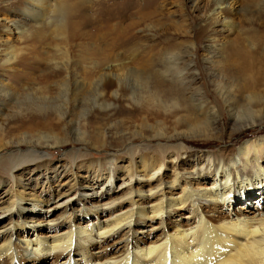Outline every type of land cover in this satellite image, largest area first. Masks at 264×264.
<instances>
[{"label": "bare ground", "instance_id": "bare-ground-1", "mask_svg": "<svg viewBox=\"0 0 264 264\" xmlns=\"http://www.w3.org/2000/svg\"><path fill=\"white\" fill-rule=\"evenodd\" d=\"M229 1L216 0V10L205 20L204 24L207 28L200 30L198 36L201 40L213 39L216 43L213 44V47L222 48L219 56L222 58L220 72H222L225 80L222 84H216V91L223 102V107L230 115L231 132H242L248 128L264 125V36L258 37L256 33L251 38L239 35V37L236 36V39L234 38V40L227 43L221 39L219 33L222 30L219 29L221 28L220 22L223 19L220 20V18L224 16ZM27 2L31 7L32 5L35 6L37 10L34 8L26 9L22 13L23 18L20 21L12 22L11 26L5 29V32L11 33L14 31L17 32L16 34L21 35L26 32L24 27L27 25V19L33 22L43 18L49 21L51 19L52 22L57 21V24L55 23L56 31L59 35H63V43L68 44L70 36L78 33L80 29L79 21L76 18L81 19L82 22L80 23H83L85 17L87 19L91 18V15L88 14L91 8L87 0H55L51 4L49 0H27ZM110 2L112 1L110 0ZM253 2L262 11L264 10V0H254ZM126 3L125 6H128V2ZM146 3H141L142 8L145 9L136 12L134 21L126 18L127 16L122 18V15H120L122 20L110 18V23L104 30L100 29L102 23L98 22L97 27L100 30L98 37L102 40L106 36H108L107 38L111 36L110 46H114L121 37L127 34L130 35V33L135 34L138 27L150 25L158 15L159 10L153 13L147 12L148 4ZM125 6L124 8H126ZM120 7L122 8L121 5ZM46 10L50 11L49 17L42 14ZM128 15L131 17L132 14ZM247 20L249 26L260 28L264 33V19L250 17ZM155 21L159 24L161 20ZM50 24L51 22L48 23V25ZM215 26L219 27L214 30ZM35 27L41 31L40 25ZM33 31L29 27V31H27L28 40L30 39L33 45L44 43L46 39L43 40V33ZM77 35L81 40L88 36V34L81 31ZM90 36L96 38L92 34ZM135 38V35L131 36V39L135 40ZM98 39H96L97 44L100 41ZM131 39L130 44L127 41L123 42L128 48L127 51L131 52L130 55H132L134 49V52L138 49L139 45L138 43L132 45ZM85 44L87 46L82 49L81 54H77L79 58L77 63L72 60L73 55L76 56V52L72 51L73 49L70 50V45H68L70 46L68 49L62 48L60 50L57 48V52L53 56L46 58L51 61V69L46 73L43 83L46 81L45 83L51 84L49 83L52 82L51 79L62 77L59 82L53 83L55 84L53 85L54 91L43 88L42 96H36V92H27L18 97L8 91L5 92V89L0 87V113H4L8 122H14L16 125V127L14 126L15 132L22 133L24 130L31 129L26 134L24 132L20 134L23 139L19 140L22 141L20 144L25 143L30 151L28 150L26 154L11 153L2 165L5 169L11 171L24 163H30L21 159L26 161H30L28 158H33L32 161L42 159L41 161L45 162V155L35 152V149L61 147L60 145L65 143L66 140L64 141L61 134L56 133V131L60 128V119L65 116L62 109L65 108V101L70 93L72 96L74 94L79 95L74 96V101L76 105L83 107L85 114L88 115L93 110L98 112L111 108L112 106L106 98L107 94L110 92L112 98H117L119 89L127 82L133 83L132 89L135 88L130 94V96H133L131 99L132 104L134 102L131 111H135L139 116H142L141 125L151 130L157 139H165L164 141L167 140V142L187 140L193 136L204 137L208 140L220 139L218 137L217 126L219 120L217 116L220 115L221 107L217 102L216 105L210 106L199 93L191 92V97L185 98L186 91L192 90L191 86H194L195 80L189 79V76L193 77V75L188 72L187 67L180 66L182 65L180 55L174 54V52L170 53L163 70H154L150 64L136 63L133 65L130 64L131 62L127 63L123 59L124 57L121 58L119 55H106L99 45L95 47V44L94 47H91V43L85 42ZM31 49L29 54L32 56L29 58L32 61H41L47 55L40 52L36 47ZM22 55L23 53H16L15 49H6L4 65L15 70L14 66L18 64V59H24ZM134 57L132 56V58ZM109 59H111L110 63L118 62L115 69L108 67ZM72 86L75 87L73 94ZM85 87L87 88L86 97L83 98L81 93L85 91ZM52 92L56 93L59 98L63 96L64 101L61 103L56 99V102L51 101L52 97H49V93ZM187 100L197 108L198 115L192 112L189 107L190 104L187 105ZM13 103L14 105H12ZM12 106L13 111L8 113L5 109ZM50 107L54 109H50ZM46 112L56 113L58 116L60 115V119H51L50 116L46 115ZM166 120L167 130L171 129V126L176 130L184 127L191 133V136H183L175 131L176 134L167 137ZM150 121L152 122L151 125H149ZM4 129V127H0V130L3 131ZM163 132L166 134H163ZM29 139H37L38 142L31 144L32 141ZM50 140L52 144L49 143ZM18 145L13 146V148L20 147ZM2 148L8 149V146H0V149ZM181 149H184V147L180 146L179 150ZM158 151L160 154L165 153L163 146ZM179 153L171 161L176 167L175 170L177 169L175 176L167 181L162 177L164 162L159 163L160 159L158 160L155 157L148 158L145 156L139 157V160L134 159L130 167L126 169L123 185L127 189L124 197L132 199L133 195L138 193L140 198L143 199L146 193H149L147 197L149 199H143L141 206L134 203L126 210L116 211V203H107L110 205L108 207L111 211L107 220L74 225L68 231L59 235H48L44 240L30 238L29 236L15 238L13 234H7L0 243V264H26L27 260L36 261L44 256H53L56 260H59L64 254H68V258L61 263L54 261V264H264V215L257 213L243 215V213H239L232 216L217 217L206 210L211 205L218 208L226 200H233L235 195L233 194L234 178H241L247 171L252 172L253 176H251V179L246 178L247 182H245V179L237 180V186L240 184L264 183V167L262 166L264 139L252 140L245 146L231 152L208 153L204 159L200 158L196 163L195 158L197 157L189 155L188 159H192L193 164H201L200 167L198 166L199 169L195 166L193 170L178 169L180 168L178 164ZM41 161L38 162L41 163ZM108 162L115 163V160L111 159ZM96 172L95 177L97 178L101 171L100 173L99 170ZM200 172L205 173V175L214 173L215 184L193 187L189 180H197ZM137 173H140V177H144L146 180L140 182L138 178L134 183ZM109 174L111 175V170ZM179 177H184L189 181L188 187L183 188L182 194L173 196L170 190L179 184ZM13 178L15 180V177ZM112 179L111 176L110 182ZM165 187L169 189L171 195H164L163 189ZM160 191L162 192V199L150 201ZM61 196L58 195V197ZM24 201L23 193L20 192L10 202V205L5 207V210L8 212L16 208V213L21 215L22 209L25 208V206H22ZM182 206H189L192 215H195L196 220L193 225L191 224L192 226L178 225L173 231H170L166 223H161L160 226L167 233L150 244L134 241L131 237L129 231L132 230L135 224H139V222L146 224L156 219L163 220L165 217L175 214ZM102 208L103 206H97L95 212L98 213L103 210ZM0 210L4 211V208L1 207ZM13 221L14 219H10V228H13ZM126 229L128 231L125 234L126 239H124L126 241L125 249L119 255L110 253L109 241L117 233ZM142 232L144 231L141 230ZM93 246L97 248L91 252L90 248Z\"/></svg>", "mask_w": 264, "mask_h": 264}, {"label": "rangeland", "instance_id": "rangeland-1", "mask_svg": "<svg viewBox=\"0 0 264 264\" xmlns=\"http://www.w3.org/2000/svg\"><path fill=\"white\" fill-rule=\"evenodd\" d=\"M53 1L55 0H49V3L51 4ZM111 1L87 0L91 8L88 13L91 18L87 19L85 17L83 23H80L82 22L80 18H76L79 21L76 22L79 23L80 28L78 33L81 31L88 34V36L81 40L78 38V33H75L70 36V40L66 44L63 43V35H59L56 31L55 23L57 24V21H53V23L51 19L49 21L43 18L36 22L27 19V25L24 27L26 32L21 35L16 34L17 32L14 31L11 33L5 32V29L11 26L12 22L20 21L23 18L22 13L26 9H35L36 7L33 5L32 7L29 6L30 4H28L27 0H0V87L5 89V92L8 91L18 97L27 92H36V96H42L43 88L54 91L53 85L55 84L53 83L59 82L62 77L51 79L50 81L52 82H49L51 84L45 83L46 81L43 83L46 73L51 69V61L47 60L48 57L53 56L57 52V48L61 50L62 48L68 49L71 46L70 50L73 49L72 51L76 52V56L73 55L72 60L77 63V60H79L77 54H81L82 49L87 46L85 42L91 43L92 46L89 45L91 47H94L95 44V47L99 45L106 55H119L121 58L124 57L123 59L127 63L131 62L130 64L133 65L136 63L150 64L154 70H163L169 54L174 52V54L182 57V65L180 66L187 67L188 72L193 75V77L189 76V79L195 80L194 86H191L192 90L186 91L185 98H190L191 92L199 93L210 106L216 105L215 103L217 102L221 107L220 115L217 116L219 120L217 126L218 137L220 139L208 140L199 136H193L187 140H170L171 142L164 141L165 139H157L151 130L141 125L142 116H139L135 111H131L134 102L132 104L131 99L133 96H130V94L135 88L133 87L132 89L133 83L127 82L119 89L117 98H112L110 92L107 94L106 98L111 104V108L98 112L93 110L88 115L85 114V109L76 105L74 101L75 97L79 95L74 94L72 96L70 93L67 97L68 102L67 100L65 101V108L62 109L65 112V116L62 119L56 113L46 112V115L50 116L51 119H60V128L56 133L61 134L63 140H66L65 143L62 140L64 144L60 145L61 147L35 149V152L45 155V162L41 161L42 159L35 161H32L33 158H28L30 161L21 159L30 163H24L17 169L8 171L2 166L7 156L11 155V153L26 154L28 150L30 151L25 146V143L20 144L22 141L19 140L23 139L20 134L23 132L26 134L31 129L28 127L30 130H24L22 133L15 132L14 126L16 127V125L14 122H8L4 113H0V127L5 128L3 131L0 130V146H8V149H0V206L4 208V211L0 210V243L7 234H13L15 238L29 236L30 238H41L44 240L48 235H59L68 231L74 225L107 220L111 214L110 205L107 203H116V211L126 210L134 203L141 206L143 199H149L147 198L149 193H146L143 199L140 198L138 193H135L132 199L125 198L127 187L123 185L126 169L130 167L134 159L139 160V157H155L158 160L160 159L159 163L164 162L162 177L167 181L172 179L175 176V171H177L171 161L177 157L178 152H180L178 155L180 168L178 169L187 168L193 170L195 166L198 168L201 164H193L192 159H188L189 155L197 157L195 158L196 163L200 158L204 159L208 153L231 152L245 146L252 140L264 139V125L248 128L242 132H231L230 115L223 107V102L219 94H217L216 84H222L225 80L222 72H220V66H222L220 61L222 58L219 56L222 48L213 47V44H216L213 39L201 40L198 36L200 30L207 28L204 23L209 18V15L216 10V0ZM253 1L230 0L227 4L224 16L220 18V20L223 19L220 22L221 28L219 29L222 31L218 32L221 35V39L226 43L234 40V38L236 39V36L239 37V35L251 38L256 33L258 37L264 36L260 28H253L248 24L247 19L250 17L264 19V10L262 11L261 8L255 5L256 1ZM126 2H128L129 7L125 6ZM142 2H147V12L153 13L159 10L158 15L150 25H145L146 27L140 26L135 34L130 33V35L127 34L121 37L119 42L115 44L116 46H110L111 36L109 38L106 36L102 40L98 37L100 33L97 27L98 22L102 23L100 29L104 30L110 23V18L120 21L127 16L126 18L134 21L136 12L138 10L144 11L145 9L142 8ZM49 12L46 10L42 14L45 17H49ZM128 14H132L131 17ZM120 15H122V18H120ZM155 20H161L162 22L159 21L160 23L158 24ZM49 22H51L50 25H48ZM37 25H40L41 31L35 27ZM29 27L31 31L43 33V40L46 39L45 44L42 42L40 45H33L30 39L28 40L27 31H29ZM218 27L215 26L214 30ZM91 34L96 38L90 36ZM132 35L136 36L135 40L131 39ZM97 38L101 41L98 44ZM130 39L132 40V45L139 44L138 49L135 52L134 49L132 55H130L131 52L127 51L128 48L123 43L127 41L130 44ZM35 47L40 52L46 53L47 57L44 56L41 61L30 60L32 55L29 54L31 52L29 50ZM8 48L9 50L15 49L16 53H23L24 59H18V64L14 66L15 70L11 67H6L3 62L5 50ZM132 56H135V59ZM110 61L111 59L108 61V67L115 69L118 62L110 63ZM72 88L73 94L75 87L72 86ZM84 90L85 93H81L83 98L86 97L87 88L85 87ZM49 97H52L50 100L54 102L56 100L60 101L59 103L64 101L63 96L59 98L53 92L49 93ZM187 105L192 109L193 113L198 115V110L193 106L192 102L187 100ZM50 109L54 108L50 107ZM5 110L10 113L13 111V106L7 107ZM150 123L152 124L151 121L149 125H151ZM165 130L167 134L165 132L163 134H166L167 137L176 134L175 131L183 136H191V133L184 127L176 130L171 126V129L167 130V120L165 122ZM29 140L32 141L31 144L38 142L37 139ZM49 143L52 144V141L50 140ZM16 145L20 147L13 148ZM162 146L165 153L160 154L158 150ZM180 146H183L184 149L179 150ZM111 159H114L115 163H109L108 161ZM38 161H41V163ZM262 166L264 167V159ZM95 170H99V173L101 171L97 178L95 177L97 173ZM110 170L111 175L109 174ZM201 173L197 180H189L193 187L215 184L214 173H208L207 175ZM139 174L135 175L134 183H136L138 178L140 182L146 180L144 177H140ZM111 176L113 179L110 182ZM251 176H253V173L247 171L241 178H234L233 194L235 195L233 200H226L218 208L211 205L206 210L217 217L232 216L239 213H243V215H252V213L264 215V183L240 184L237 186V180L245 179V182H247L246 178L251 179ZM13 177H15V180ZM189 181L184 177H179V184L170 190L173 196L182 194L183 188L188 187ZM110 189L112 190L108 193ZM170 191L167 187L163 189L165 196L167 194L171 195ZM20 192L23 193L25 200L22 205L25 208L22 209L21 215L16 213V208L7 212L5 207H8L10 202ZM58 195L62 196L58 197ZM159 199H162L161 191L150 201ZM97 206H103V210L96 213ZM191 212L192 210L189 206H182L175 214L165 217L163 220L156 219L146 224H141V222L135 224L129 233L134 241L153 243L167 233L160 226L161 223H166L170 231H173L178 225L192 226L196 217ZM10 219H14L13 228H10ZM153 227L155 228L153 229ZM141 230L144 232L141 233ZM127 231L128 229L119 232L111 238L108 243L110 253H117V255L122 253L126 246L124 239H126L125 234ZM96 248V246L90 248L91 252L96 250ZM67 258L68 254L62 255L59 260H56L53 256H44L36 261L27 260L26 264H54L56 261L61 263Z\"/></svg>", "mask_w": 264, "mask_h": 264}]
</instances>
